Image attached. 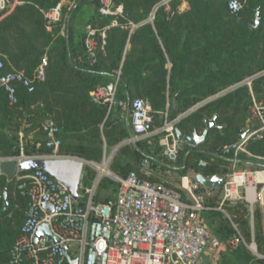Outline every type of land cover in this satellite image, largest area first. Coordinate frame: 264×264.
Returning <instances> with one entry per match:
<instances>
[{"label":"trees","instance_id":"16d2710c","mask_svg":"<svg viewBox=\"0 0 264 264\" xmlns=\"http://www.w3.org/2000/svg\"><path fill=\"white\" fill-rule=\"evenodd\" d=\"M60 0H22L21 4L0 20V59L6 69L25 72L32 76L41 57L47 55L45 79L35 84V90L28 93L17 86V103L10 105L0 91V158L12 163L19 155L18 132H23L24 153L43 155L51 152L44 146L42 123L52 118L61 139L59 152L100 162L104 148L118 147L114 152L109 169L119 177L131 171L151 181L163 182L176 188L182 198L188 200L186 191L179 187L183 176L201 173L205 177L217 175L226 178L233 170L222 147L239 139L241 134L259 125L249 118V93L246 87L238 88L184 116L176 126L185 133H201L203 118L215 116L222 128L208 130L205 141L190 151L184 162V155L191 147L180 143L175 157L163 153L160 144L163 132L136 142V145L121 144L128 137L125 124L127 106H116L107 112V107L91 101L89 93L99 84L109 82L121 66L117 97L127 102L139 96L150 104L154 114L153 126L163 123L161 111L166 103L168 120L176 118L189 108L219 90L264 69V0H241L242 7L237 14L228 11L227 0H187L188 8L172 16L163 11L156 14L154 25L144 24L130 35V47L124 54L128 35L127 28L112 27L107 30L106 43L97 53L95 63L85 60L83 32L78 29L86 24L102 27L107 20L97 15L98 0L93 3L92 13L79 15L86 0H76L65 11L53 32L45 30L42 11L52 9ZM122 4L125 18L134 22L146 18L151 6L158 0H114ZM42 10V11H41ZM66 12L68 36H58ZM259 25L251 27L255 13ZM80 37L74 44L72 33ZM45 48L47 51L45 52ZM167 64L170 67L167 68ZM253 90L258 96L264 94V75L253 81ZM243 103V105H242ZM160 112V113H158ZM216 131L215 139L209 142V134ZM29 134L32 136L30 137ZM246 148L253 154H264V134L250 138ZM203 149L204 151H198ZM218 155V156H215ZM11 158V159H8ZM208 165L200 168V159ZM236 168L258 166L246 164L251 160L240 155ZM147 160L156 174L147 175L142 162ZM176 174V183L161 180L157 175ZM95 173L89 168L83 174L78 192L84 193ZM96 201H105L115 195L118 183L109 177H102L97 183ZM222 185L208 189L201 185L195 193L209 209L203 211L213 235L220 243L235 234L234 223L246 241L251 236L257 252L264 255V214L258 204L253 210L250 223L249 210L243 200L225 203L230 215L227 218L215 209L222 196ZM15 174L7 177L0 174V264H7L11 247L23 220L26 198L16 188ZM6 191V206L2 193ZM206 191H214L206 195ZM223 255L221 264H264V258L255 257L245 247Z\"/></svg>","mask_w":264,"mask_h":264},{"label":"built area","instance_id":"2783aa9c","mask_svg":"<svg viewBox=\"0 0 264 264\" xmlns=\"http://www.w3.org/2000/svg\"><path fill=\"white\" fill-rule=\"evenodd\" d=\"M187 0H158L149 10L145 19L134 22L125 18L122 4L114 0H98L97 15L107 20L102 27L86 24L83 30L85 60L95 63L97 53L106 43L107 30L112 27L127 28L129 36L134 29L144 25H154L156 14L163 11L167 16L180 12ZM22 0H0V17L9 13ZM64 0H60L52 9L42 11L45 18V30L52 33L62 19ZM228 11L239 13L241 0H227ZM59 36L66 35V28H60ZM125 52V49H124ZM47 56L36 67L32 76L23 71L6 69L0 59V91L8 103H17V86L28 93L35 90V84L45 78ZM121 66L113 78L104 84L95 86L89 93L91 101L103 104L107 112L116 106H127L128 119L132 134L121 144L136 143L154 134L163 132L160 144L164 153L175 157L180 147L176 138L175 127L181 118L238 88L246 87L249 93V118L259 126L237 141L222 147V153L231 158L232 172L223 179L222 196L216 210L227 218L230 215L225 203L243 200L249 210L252 224L256 202L264 201V167L236 168L240 155L246 154L252 161L264 163V154L251 153L246 144L250 138L264 134V94L258 96L253 90V81L264 75V69L248 75L189 108L176 118L168 120L167 107L163 112V123L154 128V114L150 103L142 97H135L129 103L117 97ZM44 146L51 150L48 154L28 155L24 153L23 132H19V155L15 161L16 188L26 198L23 220L18 233L8 250L7 264H198L206 250L219 247V240L213 236L203 211L209 209L202 198L195 193L199 184L181 178V188L186 191L188 200L176 188L163 182L151 181L131 171L119 177L109 169L114 152L107 153L104 148L100 162L59 152L61 139L58 127L52 118L42 123ZM48 157L71 159L82 162L95 171V176L77 202L64 183L41 169L22 171L21 163L28 159ZM208 165L203 158L197 166ZM83 176V171L81 178ZM109 177L118 183L114 196L105 201H96V189L102 177ZM253 196L249 195V192ZM45 224L48 232L35 239L40 225ZM235 234L225 241L231 251L245 247L254 255L264 258L257 252L253 237H245L232 223Z\"/></svg>","mask_w":264,"mask_h":264},{"label":"water","instance_id":"95a60500","mask_svg":"<svg viewBox=\"0 0 264 264\" xmlns=\"http://www.w3.org/2000/svg\"><path fill=\"white\" fill-rule=\"evenodd\" d=\"M258 23H259L258 13L256 12L255 19L251 27L253 29H256L258 26ZM129 102H130V99L128 98L127 103ZM126 114L127 116L129 114L128 108H127ZM215 120H216L215 116H213L212 118L205 116L203 118L204 124L202 126L201 133L197 131H193L192 133L188 134V133L181 131L177 126L175 127L176 138L181 143L187 144L191 147L189 150L185 152L184 162L186 160V157L190 153V151L195 150V147L199 146L205 141L208 130H210L211 128H219V129L222 128L223 125L216 123ZM127 124H128V130L130 134H132L128 120H127ZM243 136L244 134H241L239 136V139L242 138ZM198 151H201V150H198ZM215 156H218V155H215ZM220 157L231 161V158L227 156L221 155ZM248 163L258 166V167H264V163H260L256 161H250V162L248 161ZM20 168L22 171H28V170H33V169H41L45 171L46 173H48L55 179L61 181V183H64L66 187L68 188V190L70 191L73 198L77 202L80 201L78 189H79V185L81 181V174L84 168L82 162L71 160V159L37 157V158L28 159V160L23 161L21 163ZM1 170H2V165L0 161V174H1ZM193 181L205 188L214 189V188H218L223 183V178L217 175H213L208 178L202 175L201 173H196L193 176ZM2 198L6 206V191L5 190L2 193ZM47 232H48L47 226L45 224L40 225L35 233V239H37L40 235L47 233Z\"/></svg>","mask_w":264,"mask_h":264},{"label":"rangeland","instance_id":"374dc122","mask_svg":"<svg viewBox=\"0 0 264 264\" xmlns=\"http://www.w3.org/2000/svg\"><path fill=\"white\" fill-rule=\"evenodd\" d=\"M75 2H76V0H65V2H64V4H65V11H67L69 8H71L74 5ZM83 7H82V10L80 12L81 16L84 15V14H86L87 12H89V10L93 9L94 5L91 2V0H86L85 3H84V5H83ZM65 20H66V12L64 13L63 21H62V24L59 27V29L60 28H66L67 27L66 26V23H65ZM79 26H80V24H78V22H77L78 29L80 28ZM59 29H58V31H59ZM44 51L46 52L47 51V48H45ZM42 60H43V57H41V60H40L39 64L42 62ZM46 67H47V61H46V66H45V74H46ZM34 71H33V73H34ZM242 105H243V103H242ZM47 118H49V117H47ZM46 119H44V120H46ZM157 128L158 127H155V129H157ZM215 136H216V131L215 130H212L210 132V134H209V142H212L215 139ZM112 149L113 148H108L107 149V153H109L110 151H112ZM1 165H2V170L4 172H6L7 177H10V175H12L13 173L15 174V172H16V165H14L12 163L5 162V161H1ZM89 168H91L90 165L89 166L85 165L84 168H83V174L86 173V171L89 170ZM94 173H95V171H94ZM190 178L192 179V176H190ZM162 179L164 181L171 182L173 184L176 183L175 181L177 180L175 173L169 174L168 176H163ZM180 187H181V184H180ZM205 252H206V255L208 256V258L211 259V262L213 264H221L220 263V258H223V255L228 256V257L231 255L230 250L223 243H220L219 247H217L216 249H214V250H206ZM253 256L258 257L257 255H253ZM199 264H203V261L201 260ZM238 264H240V263H238Z\"/></svg>","mask_w":264,"mask_h":264},{"label":"crops","instance_id":"0c3cea01","mask_svg":"<svg viewBox=\"0 0 264 264\" xmlns=\"http://www.w3.org/2000/svg\"><path fill=\"white\" fill-rule=\"evenodd\" d=\"M64 2H65V0H64ZM84 8V7H83ZM188 8V3L186 2V3H184L183 5H182V7H181V10H180V12L179 13H181V12H183V11H185L186 9ZM12 11V10H11ZM10 11V12H11ZM92 11H93V9H91V10H89V12H87V13H92ZM9 12V13H10ZM9 13H7V14H5V15H3V16H1L0 17V20L1 19H3L5 16H7ZM79 15H81V14H79ZM79 30H81L82 32H83V30H84V26L82 27H80L79 28ZM57 35H58V33H57ZM128 35H129V31H128ZM128 35H127V39H126V43H125V52H124V54L126 53V51L129 49V47H130V44H129V38H130V36H129V38H128ZM59 36V35H58ZM65 36H68V29L66 28V35ZM72 36H73V42H74V44H79L80 43V37L77 35V33L74 31L73 33H72ZM45 55V54H44ZM43 55V56H44ZM42 56V57H43ZM47 56V55H46ZM170 67V64H167V68H169ZM11 69H14L13 67H10ZM137 97H139V96H137ZM146 100V99H145ZM168 103V102H167ZM166 103V104H167ZM151 105V104H150ZM166 106V105H165ZM164 112V111H163ZM163 112L161 111V113H162V115H163ZM158 113H160V112H158ZM127 120L129 121V119H128V116H127V114H125V124H126V126H127V129H128V124H127ZM129 126H130V124H129ZM130 130H131V127H130ZM20 132V131H19ZM19 132H18V136H19ZM128 133H129V135H128V137L131 135L130 134V132H129V130H128ZM29 136L31 137L32 135L31 134H29ZM127 137V138H128ZM127 138H125V140L127 139ZM128 144H132V145H136V143H128ZM198 150H201V151H204L203 149H198ZM163 153H164V149H163ZM165 154V153H164ZM166 155V154H165ZM8 159H11V158H8ZM0 161H1V158H0ZM248 161L250 162V161H252V160H247V161H245V163L246 164H249L248 163ZM142 165H143V170H144V172L147 174V175H151V174H153V175H155L156 174V172L152 169V168H150V166H149V162L147 161V160H143V162H142ZM168 174H166V175H161V174H158L157 176L161 179V180H163L162 179V177L163 176H168L169 175V172H167ZM171 174V173H170ZM195 174L194 173H190L189 175H188V180H191V181H193V176H194ZM190 176H192V179L190 178ZM164 181V180H163ZM181 181V180H180ZM179 181V182H180ZM180 184H181V182H180ZM180 184H179V187H180ZM181 188V187H180ZM214 191H206L205 192V194L206 195H209V194H212ZM249 195L250 196H253V193L250 191L249 192ZM256 204H258L259 205V207L262 209V211H263V214H264V201L263 202H256L255 203V205ZM203 261V264H213L212 262H211V259H209L208 258V256L206 255V252L205 253H203V255H201V257H200V259H199V263H200V261ZM222 260V258H220V261ZM198 263V264H199ZM240 264H244L243 263V261H240L239 262Z\"/></svg>","mask_w":264,"mask_h":264}]
</instances>
